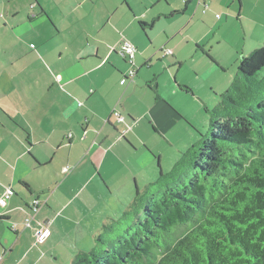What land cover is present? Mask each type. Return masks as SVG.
Here are the masks:
<instances>
[{
  "label": "crops",
  "instance_id": "crops-1",
  "mask_svg": "<svg viewBox=\"0 0 264 264\" xmlns=\"http://www.w3.org/2000/svg\"><path fill=\"white\" fill-rule=\"evenodd\" d=\"M261 3L0 0V200L8 187L14 191L6 206L0 207V264H54L64 256L62 245L65 236H71L70 220L86 218L85 206L95 199L98 184L103 183L111 193L108 180L114 181L118 165L126 166L137 181L138 169L129 159L137 152L138 161L148 162L144 150H139L146 146L139 135L140 131L148 134L146 122L160 134L165 120L173 116L170 106L186 118L176 101L184 100V92L194 99L193 104H206L192 81L179 78L181 69L190 63L208 89L209 77L216 70L224 71L227 63L214 61L205 51L202 55L212 62L202 59L196 63L197 54H188L191 47L203 48L204 40L230 26L240 25L238 33L246 34L245 28L257 25L253 18ZM160 4L163 8L155 9ZM162 17L173 19L163 24ZM211 20L214 24L209 27ZM139 22L152 27L141 28ZM159 23L162 29L156 31ZM124 40L135 48L133 65L118 53ZM164 49L172 54L163 56ZM159 55L165 60L157 62ZM204 66L207 70L198 74ZM131 70L135 71L133 79L127 78ZM151 81L157 83L155 89ZM210 89L219 99L228 83L210 85ZM113 110L124 117L123 124L111 116ZM65 168L62 179L58 173ZM16 185L25 195L16 192ZM88 188L94 190L88 192ZM28 196L41 203L30 229L24 227L30 215L25 208ZM39 225L49 236L35 244L33 229ZM75 229L78 235L83 230L89 233L94 242L100 230L92 233L81 221ZM74 251L75 255L85 252Z\"/></svg>",
  "mask_w": 264,
  "mask_h": 264
},
{
  "label": "trees",
  "instance_id": "trees-1",
  "mask_svg": "<svg viewBox=\"0 0 264 264\" xmlns=\"http://www.w3.org/2000/svg\"><path fill=\"white\" fill-rule=\"evenodd\" d=\"M263 68L260 47L205 109L211 136L188 149L196 153L188 185L151 195L142 210L134 203L121 217L132 227L103 225L95 247L71 264H264V98L254 100Z\"/></svg>",
  "mask_w": 264,
  "mask_h": 264
},
{
  "label": "rangeland",
  "instance_id": "rangeland-1",
  "mask_svg": "<svg viewBox=\"0 0 264 264\" xmlns=\"http://www.w3.org/2000/svg\"><path fill=\"white\" fill-rule=\"evenodd\" d=\"M259 7L261 10L259 9L258 11H255L256 14H254L253 18V21H255L257 25L245 28L246 34L241 32L240 35L238 33L237 30L238 28L240 29V25L237 27L230 26L227 30L223 29L219 31L220 35L215 38L204 40L205 42L201 44L203 45V48L202 46H199V49H196L195 46L191 47L188 54L190 55L192 52L197 54V58L195 60L196 63L201 62L200 60L202 59H204L203 62L206 61L207 63L209 62V64L212 62L207 56L204 57L202 55L203 51L209 53V56L214 59V61L217 59L222 62L223 59L226 61L224 63H227L225 64L224 71L222 69L216 70V72L209 77L207 82L208 89L202 84V82L199 81V78L194 75L191 70L192 68H190V63L181 69L182 72L180 73L179 78L181 76L184 81H192L197 93L205 98L206 104L201 107L197 104H193L195 101L192 100L194 99L191 96L189 97V95L184 92L181 95L184 100L179 98L176 101L180 109L183 110V113H186L184 114L186 115V118L181 117V114L175 110V108L170 106L173 116L170 117L169 120H165L164 128L160 134H156L154 132L153 125L149 121L146 122L149 129L148 134H145L143 131L139 132V135L142 141L146 143V146H143L139 150H144L149 163L146 159H144L145 161L143 160L144 162H142V165V163L138 161L139 159L137 160L140 153L135 152V155H133V157L131 156L132 158H130L129 161L133 164L135 162L136 167L134 168L138 169L136 173L139 174V176L136 182H134L130 177L131 172L128 168H126V166L118 165V167L116 166L114 168V181L112 182V180H108L112 194L103 183L98 184L95 199L85 206L86 218L76 219L75 221L72 218L70 220L71 226L69 230L71 236H65L66 241L62 245L65 254L64 256H59L57 262H54V264H71L75 255L74 249L88 252L95 247V242L89 233L85 234L84 230L83 235L75 233L76 225L78 226L80 221L84 225H87L88 227L90 226L93 231L92 233H95L99 228L100 230L96 232L99 234L102 232V226L104 224H111L112 221L118 223L119 228L123 230L126 227L133 226L130 219L126 222L125 220L123 221L121 217L124 213L133 211H131V208H133L132 205L134 203L137 209L142 210L147 204V201L151 198V195H155L154 197L157 199L168 187L178 188L183 185H188L192 176L191 162L194 161L196 155L194 151H190L188 153V149L198 143L202 137L201 135L207 137L211 136V131L209 130L211 116L206 112V110L215 109L219 103V99L214 96V92H211L210 85H217V87H221L226 81L229 87L233 80L240 76L238 70L241 58L250 55L253 51L259 49L260 47H264V0H262ZM159 8H163L162 4L155 6V9ZM150 9L152 10V6ZM162 18L161 22H164L163 24H169L173 19L170 18L166 21L164 17ZM216 20L217 19L215 18L213 19L215 22ZM213 21L211 20L209 22V27L211 26V23L214 24ZM176 22L179 24V21L176 20ZM162 23L157 25L158 28L156 31L162 29L160 28ZM162 39L165 40L164 37ZM210 47H212L211 50ZM164 60L165 59L161 58L159 55L157 62ZM214 65L216 66V64ZM128 66L131 68L130 65ZM159 66L160 65H158V67ZM205 69L207 70L206 66L199 67L198 74H202ZM173 78L174 77H172V82L173 85H175L176 81ZM153 79L155 78L152 77V80ZM156 80L159 81V77H157ZM256 80L259 82L260 88L258 93L255 94L254 100L260 101L264 98V68L258 72ZM150 83L152 89H155L157 83L152 81ZM224 87H227V85H224ZM218 91L221 93L223 89L221 90L220 88ZM185 99H188V101H185ZM209 99L214 100L211 102ZM168 141L171 143H168ZM128 147L134 151L133 147H130L129 145ZM187 154H189V156H187ZM179 162L181 164L175 170V166ZM82 170L83 169L77 171L79 175L82 174ZM58 171L60 172V170ZM104 173H106V169H104ZM61 174L58 173L62 179L66 178L64 171L61 172ZM75 178L78 180L79 177L76 176ZM57 182L58 181H54V184L58 185L59 182ZM92 182L95 184V180ZM55 185H49L51 186L50 190H54ZM15 190L16 192L25 195L23 192L24 190L20 186L16 185ZM92 190H94V188L91 190L90 188L87 189L88 192H92ZM14 199L17 198L14 196ZM34 199L35 196H28L29 203L25 206V208L29 212H31L28 209L29 205L36 200ZM42 203H44V200H42ZM140 217L143 218V212ZM30 228L31 227H28V229Z\"/></svg>",
  "mask_w": 264,
  "mask_h": 264
},
{
  "label": "built area",
  "instance_id": "built-area-1",
  "mask_svg": "<svg viewBox=\"0 0 264 264\" xmlns=\"http://www.w3.org/2000/svg\"><path fill=\"white\" fill-rule=\"evenodd\" d=\"M118 53L120 56H122L125 61L133 65L134 64V58H135V48L131 43L128 41H122L118 46ZM172 54L171 50L164 49L163 50V56H167ZM135 76V71L131 70L129 71V74L127 75V78L133 79ZM111 116L116 120L118 124H123L125 122L124 117L117 111L113 110ZM125 130L122 131V135L125 134ZM67 171V168L64 169V172ZM14 195V191L12 188L8 187L0 200V207H5L7 204V201ZM39 200H35L32 202V204L29 205L30 215L29 217L25 218L24 220V227L28 228L31 226V222L34 219V216L37 214L39 206H40ZM11 229L16 232V226H12ZM49 236V232L42 227V225H39L37 228L33 229V237L35 239V244H41L43 243Z\"/></svg>",
  "mask_w": 264,
  "mask_h": 264
}]
</instances>
